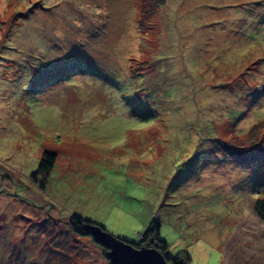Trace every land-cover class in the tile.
Returning <instances> with one entry per match:
<instances>
[{"label": "rangeland", "instance_id": "1", "mask_svg": "<svg viewBox=\"0 0 264 264\" xmlns=\"http://www.w3.org/2000/svg\"><path fill=\"white\" fill-rule=\"evenodd\" d=\"M261 196L264 0H0V264H264Z\"/></svg>", "mask_w": 264, "mask_h": 264}, {"label": "trees", "instance_id": "2", "mask_svg": "<svg viewBox=\"0 0 264 264\" xmlns=\"http://www.w3.org/2000/svg\"><path fill=\"white\" fill-rule=\"evenodd\" d=\"M218 144L221 145L220 142ZM227 148L231 150H227ZM236 149H239V151ZM224 151L228 157H232L233 159L237 160L240 165L243 166H249L250 163L259 161L263 157L262 154H255L250 150H243L235 147L232 148V146L229 145L225 146ZM53 160H54L53 153L46 151L43 152L42 157L39 159L37 170L34 173H40L45 175L47 171L51 169L53 165ZM252 209L255 215L257 216V218L264 222V196L255 198ZM72 218L75 219L77 222L84 221L80 217L72 216ZM158 230H159V225H157L155 221L150 222L141 233L139 237V241L132 245L135 248H140V247L154 248L155 250H157L158 252L164 255L167 249V244L163 240L159 239ZM104 249L107 251L105 247ZM164 258L170 264H188V257L183 253L177 255L174 258H170L164 255Z\"/></svg>", "mask_w": 264, "mask_h": 264}, {"label": "water", "instance_id": "3", "mask_svg": "<svg viewBox=\"0 0 264 264\" xmlns=\"http://www.w3.org/2000/svg\"><path fill=\"white\" fill-rule=\"evenodd\" d=\"M97 241L107 249L110 264H170L164 255L154 248H135L131 243L118 239L97 237Z\"/></svg>", "mask_w": 264, "mask_h": 264}]
</instances>
